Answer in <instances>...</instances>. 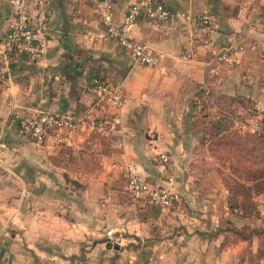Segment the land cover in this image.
<instances>
[{"label":"crops","instance_id":"crops-1","mask_svg":"<svg viewBox=\"0 0 264 264\" xmlns=\"http://www.w3.org/2000/svg\"><path fill=\"white\" fill-rule=\"evenodd\" d=\"M10 1L0 0V48L12 16ZM135 1L114 0L115 26ZM156 1L169 11V20L155 24L140 16L131 37L159 55L162 68L133 65L106 37L97 0H47L45 54L17 57L0 72V189L6 196L0 225L11 229L0 236V264H208V227L215 221H203L198 205L200 194H210L213 186L200 184L217 176L193 127V100L204 87L220 101L240 99L263 110L264 0ZM24 2L32 11L35 0ZM202 15L213 26L204 37L184 19ZM229 45L241 49L233 67L214 61ZM185 52L193 57L183 63L178 57ZM95 77L122 85L117 116L97 101ZM32 110L100 118L103 124L74 132L69 157L62 158L59 144L37 148L18 132V121ZM159 153L168 155L175 177L171 192L177 200L168 209L145 197L131 199L122 172L111 167L126 161L158 187L162 181L153 161ZM115 225L124 228V239L107 247L104 229Z\"/></svg>","mask_w":264,"mask_h":264},{"label":"built area","instance_id":"built-area-1","mask_svg":"<svg viewBox=\"0 0 264 264\" xmlns=\"http://www.w3.org/2000/svg\"><path fill=\"white\" fill-rule=\"evenodd\" d=\"M114 0H97L96 13L98 23L107 38L113 39L132 61V64L143 68H162L160 56L151 53L144 45L131 37L132 28L140 16L155 24H164L170 18L166 7L156 0H136L130 4L119 26L112 22ZM12 16L10 18L4 47L0 48V72L10 67L17 57L37 59L42 57L47 48V0H35L33 10L26 8L24 0H11ZM191 24H196L198 32L204 37L212 29L211 20L207 15L184 18ZM240 48L229 45L221 50L215 57L216 63L233 67L237 60ZM192 53L185 52L179 55L178 60L186 63L192 60ZM94 93L99 103L109 105L117 116L123 107V88L120 84L110 83L95 77L91 81ZM200 90L206 89L201 87ZM261 114L251 118L234 119L235 127L241 131L259 132ZM97 125L90 117L71 119L63 115L32 110L17 123L18 132L32 140L37 148L45 147L49 142H55L62 147L72 148L71 135L83 129L93 130ZM154 165L161 178L162 184L151 186L136 171L134 166L126 161H115L111 164L113 169H119L125 180L129 197L137 200L145 197L150 203L161 209H168L175 200L171 188L174 185L173 166L165 153H159L154 158ZM124 228L121 225L110 226L104 229L105 243L119 246L124 239Z\"/></svg>","mask_w":264,"mask_h":264},{"label":"rangeland","instance_id":"rangeland-1","mask_svg":"<svg viewBox=\"0 0 264 264\" xmlns=\"http://www.w3.org/2000/svg\"><path fill=\"white\" fill-rule=\"evenodd\" d=\"M225 145L222 146L225 157L231 154V150L239 151L237 145L233 147ZM245 148L247 149V146ZM254 155L256 160L248 157L247 160H239L236 163L237 175L240 177L230 178L229 175L221 178L216 175L215 181L206 177L201 179L202 184L199 183L204 187L213 186L210 194H200L202 198L198 205L203 209V212H198V216H205L203 221H215L213 226L208 227L211 234L208 264H264V182L260 178L255 182L254 178L264 174V145H256ZM221 165L223 168L227 167V164ZM221 170L225 172L224 175L229 173L222 168ZM234 183L247 186L249 189H241V194L236 193L233 197L232 194H228L226 188L234 186ZM4 197L6 198L0 189V201H3ZM230 206L233 209L229 210ZM9 230L11 231L10 228L0 225V236L3 235V231L8 233ZM198 231L205 232L202 229Z\"/></svg>","mask_w":264,"mask_h":264},{"label":"trees","instance_id":"trees-1","mask_svg":"<svg viewBox=\"0 0 264 264\" xmlns=\"http://www.w3.org/2000/svg\"><path fill=\"white\" fill-rule=\"evenodd\" d=\"M236 104L243 108L241 112H239L236 108ZM193 105L195 111V114L193 115V127L200 136L201 144L207 147L208 154L215 163L214 173L221 178H226L229 175L230 178H238V176L240 177V175H237L238 167L236 166V163H238L239 160H247L248 157H250L252 160H256V155H254V149L256 145H264V108L262 111H258L250 106L246 101L240 99L232 100V102L229 103H227L225 100L220 101L219 99H215V97H213L209 91L206 90L205 94L204 90L200 89L198 90V96L195 98V100H193ZM214 106L216 108L215 112H209V110ZM258 113L262 115L259 132H244L235 127L234 119L251 118ZM94 123L96 125H101L103 124V121L100 118L94 119ZM223 145H228V147L237 145L239 146V151L231 150V154H227L225 157L222 151ZM246 146L247 149L245 148ZM60 148L61 149L59 150L58 154H61L62 158H64V156L69 157V149L64 147ZM54 160L55 159H52V161ZM58 163L54 162V164ZM222 163L227 164V167L224 166L223 168V165H221ZM221 168L229 173L224 175L225 172L221 170ZM254 178L255 182L259 181L260 179H262L264 182V174L258 175V177L254 176ZM241 189L247 190L249 188L239 183H234V186H228L226 188L228 194H232V196L236 193L241 194ZM176 200L177 199L173 201L171 206L174 205ZM231 209L233 208L230 206L229 210ZM225 221L227 223L229 222L227 220Z\"/></svg>","mask_w":264,"mask_h":264},{"label":"water","instance_id":"water-1","mask_svg":"<svg viewBox=\"0 0 264 264\" xmlns=\"http://www.w3.org/2000/svg\"><path fill=\"white\" fill-rule=\"evenodd\" d=\"M107 247H111V245L107 243Z\"/></svg>","mask_w":264,"mask_h":264}]
</instances>
